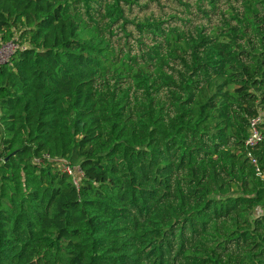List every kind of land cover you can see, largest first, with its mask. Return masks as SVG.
I'll return each mask as SVG.
<instances>
[{
	"label": "trees",
	"instance_id": "16d2710c",
	"mask_svg": "<svg viewBox=\"0 0 264 264\" xmlns=\"http://www.w3.org/2000/svg\"><path fill=\"white\" fill-rule=\"evenodd\" d=\"M7 41L0 264H264V0H0Z\"/></svg>",
	"mask_w": 264,
	"mask_h": 264
},
{
	"label": "built area",
	"instance_id": "2783aa9c",
	"mask_svg": "<svg viewBox=\"0 0 264 264\" xmlns=\"http://www.w3.org/2000/svg\"><path fill=\"white\" fill-rule=\"evenodd\" d=\"M17 48L18 45L13 41H7L1 43L0 65L6 63ZM261 120H262V114H259L258 116L250 120V133L245 141V145L249 148H252L255 145H257L262 139V136L258 130V124L261 122ZM248 156L250 158V162L255 166L256 174L260 177H263V174L258 166L256 158L253 157L250 153H248ZM60 167L63 172L71 176L72 181L74 182L75 185H77L80 177L82 176L81 169L78 167H72L69 163L65 161H62ZM256 210L257 212H255ZM255 211H254V215L258 216L264 213V208H256Z\"/></svg>",
	"mask_w": 264,
	"mask_h": 264
},
{
	"label": "rangeland",
	"instance_id": "374dc122",
	"mask_svg": "<svg viewBox=\"0 0 264 264\" xmlns=\"http://www.w3.org/2000/svg\"><path fill=\"white\" fill-rule=\"evenodd\" d=\"M255 212H257V210Z\"/></svg>",
	"mask_w": 264,
	"mask_h": 264
}]
</instances>
